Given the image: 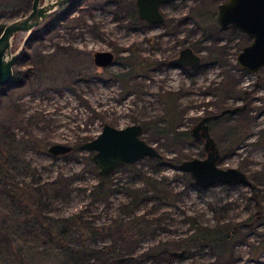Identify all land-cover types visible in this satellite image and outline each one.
<instances>
[{
    "label": "rangeland",
    "instance_id": "1",
    "mask_svg": "<svg viewBox=\"0 0 264 264\" xmlns=\"http://www.w3.org/2000/svg\"><path fill=\"white\" fill-rule=\"evenodd\" d=\"M221 1L164 3L162 13L174 25L172 33H166V23L131 30L130 0H79L72 9L71 2L56 7L31 31L14 34L11 50L20 54L13 80L0 85V147L10 150L15 160L8 186L23 199L20 206L13 203L0 185V264H20L25 256L29 264H72L51 229L64 228L75 213L104 229L116 220L130 223L126 240L122 230H113L119 235L118 246L127 249L125 258L113 264H264V65L249 72L238 63V52L251 36L233 25H220L216 10ZM195 6L207 12L206 19L197 9L199 14L191 12ZM30 7L2 11L0 33L6 22ZM66 9H71L67 19L55 20ZM137 41L144 47L138 52L148 57L153 53L164 58L175 42L191 45L202 56L194 69H201L191 76L174 67L147 68L137 79L129 72L119 78L114 73L130 70L124 55ZM100 49L116 54L117 62L105 72L92 60ZM163 89L175 91L173 118ZM242 104L243 111L222 114L209 123V130L221 149L217 164L246 171L251 184L214 181L200 186L179 164L152 165L148 155L134 161V167L116 165L107 198L92 193L99 167L91 151L79 144L93 138L103 122L120 127L142 123L146 141L180 161L206 155L201 135L155 132L156 121L163 127L172 121L178 129L189 130L204 115ZM232 129L240 140L230 148ZM61 141L73 144L72 150L50 153L48 146ZM148 176L162 179L166 197L149 189ZM140 190L147 198L134 212L125 208L132 193L142 194ZM29 199L32 203L26 204ZM33 220L40 224H26ZM145 224L140 232L139 225ZM80 226L69 227L62 239L89 253L77 264H106L105 249L112 238L93 237ZM197 231L214 237L228 232L231 237L226 242L191 240ZM163 246L185 250L169 258L166 253L156 255Z\"/></svg>",
    "mask_w": 264,
    "mask_h": 264
},
{
    "label": "water",
    "instance_id": "2",
    "mask_svg": "<svg viewBox=\"0 0 264 264\" xmlns=\"http://www.w3.org/2000/svg\"><path fill=\"white\" fill-rule=\"evenodd\" d=\"M69 0H33L30 9L23 15L6 22L0 33V85L12 80L13 65L18 50L12 52V38L21 31H31L35 25L45 19L56 7ZM165 0H136L137 13L148 19L161 20L160 4ZM217 21L223 26L232 23L245 31L251 39L238 52L237 61L247 71L252 72L264 65V0H223L217 6ZM114 52L109 49L96 50L93 58L99 65L110 63ZM200 55L186 46L172 62L197 63ZM244 105V104H242ZM242 105L224 107L219 112L210 113L200 118L191 130L197 137L204 140L206 155L192 156L180 161V169L186 170L200 186L219 182H243L251 184L248 173L236 166L221 167L217 160L221 154L209 130L207 120L219 117L226 112H235ZM143 126L140 122L129 123L123 127L112 125L105 121L102 129L93 138L83 140L81 148L91 151V160L96 164L98 172L106 175L113 171L118 164L134 162L145 156L159 157L163 153L154 144L149 143L142 136ZM53 154H61L72 150V144L66 142H52L48 146ZM185 249L171 251V254H182Z\"/></svg>",
    "mask_w": 264,
    "mask_h": 264
},
{
    "label": "trees",
    "instance_id": "3",
    "mask_svg": "<svg viewBox=\"0 0 264 264\" xmlns=\"http://www.w3.org/2000/svg\"><path fill=\"white\" fill-rule=\"evenodd\" d=\"M79 0H69L67 2H71V9L73 6H75L77 4ZM33 0H0V13L2 11H6V9H9V12L13 13V12H18L20 11V7L25 5V6H31L32 5ZM71 9H66L65 11H63L60 15L56 14V19L55 20H60V19H67L70 10ZM197 9L201 12V15L203 16V19H206V17L208 16L204 10H200V8L198 7H192L190 10L191 12H194L195 14H199V12H197ZM205 14V16H204ZM52 26V25H50ZM116 75L120 76L121 78L124 77V72H115ZM164 100L168 101L169 104L166 107L167 113L169 111V116H176L177 114V110H175L174 107H172L171 105L173 104V102H175V92L171 91L168 92L167 95H164ZM172 103V104H171ZM244 109V105H242V108L239 109V111H243ZM170 117V120H172ZM172 117V118H173ZM221 117V116H219ZM219 117H214L211 118V120L209 121V123H211L212 120H216ZM153 128L155 132H168L171 131L172 133H175L176 136H194L193 134V130H191V128L189 130H185V129H178V127L176 125L173 124L172 121H170L168 123V126L163 127L158 121H156L153 124ZM231 139L230 142L228 143L227 147L232 148L240 139H239V133L236 131V129H232L231 130ZM221 149H219L220 151ZM150 159V162L152 165H159L162 162L168 163V164H173V165H177L180 164V160L177 159V157L171 156V157H167L164 153L162 156L159 157H148ZM14 159L11 155L10 150H5L3 149V147H0V185L3 184L5 186V189L2 188V192L5 193V197L8 198L9 200L11 199L13 201V203H17L18 206H20V204L18 203V201L20 202L23 199V195L20 194V192H17L14 188L13 185H9L10 180L9 177L12 176L13 172V168H14ZM121 166H132L134 167V163L133 162H127L124 164H118ZM96 167V166H95ZM98 178L99 180L95 183V185L92 187V193L95 195H99L100 198H107L109 192L111 191V172L103 175L100 174L98 172ZM264 180V178H263ZM162 179H155L151 176H148L146 178V183L148 184L149 189H152L154 192H157L158 194H161L162 196L166 197V192L167 190L165 189V187L162 185ZM254 185V184H252ZM254 187V186H252ZM141 191V190H140ZM142 194H140L138 191H135L132 193V195L129 197L128 202H126L125 208H127L128 210L130 209V211H133L136 209V207L140 204L141 201H143L144 199H146L147 197L143 194V192L141 191ZM29 202H31V200L29 199L28 202L26 201V204H29ZM32 203V202H31ZM28 208H31L30 205H25ZM29 211L31 212V209H29ZM41 221H47L46 219H43ZM36 222L37 224H40L39 220H33V221H29L26 222V224H30ZM113 223V222H112ZM83 226H80V225ZM112 225H114L112 227ZM80 226L81 229L80 231L85 233V234H89L93 237L98 236V235H108L112 238V242L109 246H106V252L109 253L105 258H104V263L106 264H113L116 262H121L123 260V258H125L127 252H125V250H127L126 248H121L118 246L117 244V237L119 236L116 232L119 230H122V234L121 237L123 238L122 240H126V237L128 236V234L130 233L131 230V225L130 223H125L123 224L122 221L117 222V220L115 221L114 224L109 225L108 229H104L101 228L99 226L94 227L92 225V223L88 222V221H83L82 219V214L81 213H75L70 215L67 218L66 221V225L64 228H54L51 229V234H53L54 236L57 237V239L60 241L59 243L61 244L62 248L64 247V253H66L67 255H69L70 257V261L72 264H77L78 262L83 261L84 258H88V254L86 253L84 250H82L81 248H77L75 249L74 247L69 246L68 243H64L62 242L63 235L65 234V231L69 228V227H77ZM140 227H138V230L144 231V227H147V225L145 224L143 225H139ZM115 229V231H113ZM198 232V231H197ZM194 232V234H192V236H190L191 240L195 239V237H200L203 238L204 241H210V242H216V240L222 241V242H226L227 239H229L231 236L230 233H226L224 235H221L219 237H214L211 234H209V231H206L205 233H203L202 235L199 234V232ZM122 247H125L124 244H122ZM157 253L155 252V254L157 255L159 254H163L166 253L169 257H172L171 251L172 249H169L167 246H163L160 249H157ZM1 253V252H0ZM90 254H94V253H90ZM83 255H85V257L83 258ZM167 258V259H168ZM1 262V261H0ZM20 264H29L28 263V259L27 257H22Z\"/></svg>",
    "mask_w": 264,
    "mask_h": 264
},
{
    "label": "flooded vegetation",
    "instance_id": "4",
    "mask_svg": "<svg viewBox=\"0 0 264 264\" xmlns=\"http://www.w3.org/2000/svg\"><path fill=\"white\" fill-rule=\"evenodd\" d=\"M174 0H165L163 1V3L160 4V10H161V14L163 15V18L161 20H151V19H148V18H145V17H141L138 13H137V4H136V0H130V6H131V9H130V15L131 17H129V21H128V26L131 28V30L136 27L135 29H141L142 27L146 29L148 27H152L154 25H160V26H163L164 23L167 24V30L166 33H172L170 32L172 27L174 25H171L167 19H166V16L165 14L162 13V5L164 3H167V2H173ZM222 2V1H221ZM65 4V3H64ZM217 11V10H216ZM52 13V12H51ZM50 13V14H51ZM49 14V15H50ZM48 15V16H49ZM221 26H223L221 23H220ZM228 25H233L231 22L228 23L227 25L223 26V27H227ZM234 28L236 29H240L238 28L237 26L233 25ZM241 31H243L242 29H240ZM244 33H246L244 31ZM247 34V33H246ZM137 43V46H134L135 44ZM249 43V42H248ZM247 43H245L244 45H246ZM243 45V46H244ZM186 46H189L194 53L196 54H199L196 52V50L193 48V46L191 45H186ZM186 46H183V45H177V42H175V44L170 48L172 50L171 53L165 55V57L163 58V56H160V57H156L155 54L151 56L153 57H148V56H145L144 54H141L140 52L138 51H143L144 50V47L142 48L141 45H140V42L137 41V42H132V46L129 47L128 49V53L126 55H124L128 61V63H130V70L129 71H126L124 70V75L129 72V76L132 77V78H135L137 79L138 78V75H142L141 73H143V71L145 70L144 73H147V68L148 69H151L153 71L155 70H166V67H174V68H177L179 70V73H182V74H186L188 72L189 75H196L199 71H200V67L198 68V70L196 71L194 68L198 67V65L200 64L201 62V59L197 62V63H190V62H187V63H183V62H172L173 59H175L176 57H178V55L180 54V51L185 48ZM242 46V47H243ZM242 49V48H241ZM112 50V49H111ZM113 51V50H112ZM19 52V50H18ZM95 52V51H94ZM94 52L92 53V60L94 61L95 65L97 67H99L101 70H103L104 72L106 71V69L110 68L113 64H115L117 62V59H116V54L114 52V57H113V60L110 62V63H106V64H97L96 61L94 60L93 58V54ZM20 54V52L18 53V55ZM17 55V56H18ZM200 55V54H199ZM200 57H202L200 55ZM189 68H193V69H189ZM246 70V69H245ZM253 71H256V70H253ZM115 72H119V71H115ZM114 75H116L114 73ZM118 76V75H116ZM14 77V76H13ZM119 78H121L120 76H118ZM13 80V78H12ZM11 80V81H12ZM164 91L162 92V96L164 97V95H167L168 92H171L173 91L172 89H163ZM175 92V91H173ZM201 118V117H200ZM210 119L207 120V122L209 123ZM135 123V122H134ZM198 123V122H197ZM142 124V123H141ZM143 126V124H142ZM194 126V125H193ZM144 127V126H143ZM201 139L202 141L203 140V137L201 136ZM72 147H73V144H72ZM50 152V151H49ZM52 153V152H50Z\"/></svg>",
    "mask_w": 264,
    "mask_h": 264
}]
</instances>
